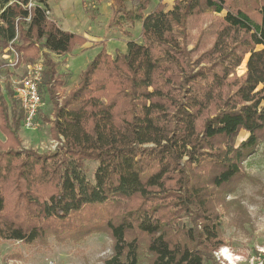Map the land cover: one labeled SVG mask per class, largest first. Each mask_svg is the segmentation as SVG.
<instances>
[{
	"label": "trees",
	"instance_id": "trees-1",
	"mask_svg": "<svg viewBox=\"0 0 264 264\" xmlns=\"http://www.w3.org/2000/svg\"><path fill=\"white\" fill-rule=\"evenodd\" d=\"M102 1L87 5L93 17ZM109 1L127 49L101 48L64 94L68 76L55 56L87 38L51 19L48 0H0V56L12 45L18 66L42 63L37 120L59 141L43 153L22 147L25 112L15 71L1 60L0 240L106 233L105 264H219L229 245L223 216L250 221L228 198L264 143V0H175L149 12L152 0ZM88 162L97 163L92 177Z\"/></svg>",
	"mask_w": 264,
	"mask_h": 264
},
{
	"label": "rangeland",
	"instance_id": "rangeland-1",
	"mask_svg": "<svg viewBox=\"0 0 264 264\" xmlns=\"http://www.w3.org/2000/svg\"><path fill=\"white\" fill-rule=\"evenodd\" d=\"M48 14L64 30L71 31L87 38V42L76 47L66 56H55L60 62V73H66L68 83L64 94L76 86L82 72L96 54L105 47L107 52L115 54L117 50L126 51L129 40L122 31L111 25L112 11L110 1H102L94 10L87 7L92 0H48ZM165 3L171 9L175 0H152L151 11L158 3ZM32 5L40 4V0H30ZM29 3V4H30ZM90 5V4H89ZM141 23L132 29L133 39L140 41ZM1 61V59H0ZM246 70V60L238 68L237 74L242 75ZM23 72L21 68L15 70L13 80ZM46 102L43 113L50 116L53 112L52 104L45 95ZM249 133L243 130L238 143L244 141ZM23 148H31L38 152L55 150V139L50 134V125L37 120L34 130H21ZM0 139L5 140L0 131ZM89 176L92 177L97 163L88 162ZM244 167L248 178L237 188L229 201H238L246 210L249 222L236 224V216L231 213L223 216L222 229L229 245L219 251V264H264V143L250 156ZM112 239L106 233H94L85 239L74 242H57L53 237L45 245H25L20 241L0 240V264H105V260L112 255Z\"/></svg>",
	"mask_w": 264,
	"mask_h": 264
},
{
	"label": "built area",
	"instance_id": "built-area-1",
	"mask_svg": "<svg viewBox=\"0 0 264 264\" xmlns=\"http://www.w3.org/2000/svg\"><path fill=\"white\" fill-rule=\"evenodd\" d=\"M31 5L32 4L30 3L26 6ZM0 59L14 71L19 68L23 70L20 75L18 74V77L15 80H13L12 78L13 90L15 93V97L19 100L25 112L23 128L34 130L37 127V117L39 109L43 105V97L40 90L43 65L41 62H39L35 65L18 66L20 57L18 52L12 47V45L7 48L6 53L0 56ZM4 78L5 75L2 74L1 79ZM58 144L59 141L55 140L54 146L57 147ZM218 254L219 252L217 253V255ZM220 261L223 264H226V262L222 259Z\"/></svg>",
	"mask_w": 264,
	"mask_h": 264
},
{
	"label": "bare ground",
	"instance_id": "bare-ground-1",
	"mask_svg": "<svg viewBox=\"0 0 264 264\" xmlns=\"http://www.w3.org/2000/svg\"><path fill=\"white\" fill-rule=\"evenodd\" d=\"M224 252H225V254L227 253V250L224 248Z\"/></svg>",
	"mask_w": 264,
	"mask_h": 264
}]
</instances>
